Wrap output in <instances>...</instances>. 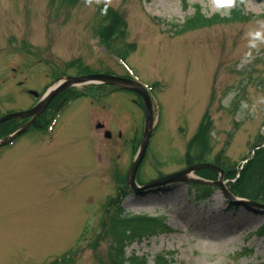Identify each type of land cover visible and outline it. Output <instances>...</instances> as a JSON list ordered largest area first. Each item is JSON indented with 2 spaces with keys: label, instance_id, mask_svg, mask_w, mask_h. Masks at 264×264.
<instances>
[{
  "label": "rangeland",
  "instance_id": "1",
  "mask_svg": "<svg viewBox=\"0 0 264 264\" xmlns=\"http://www.w3.org/2000/svg\"><path fill=\"white\" fill-rule=\"evenodd\" d=\"M63 1L0 0V81L13 77L11 69L16 76L3 99L17 92L18 108L27 107L30 96L16 83L24 80L41 95L59 69L75 75L64 68L71 62L127 77L111 49L158 102L143 181L185 169L201 126L211 133L210 160L223 168L244 163L264 124V19L177 34L154 19L182 24L196 5L207 17H225L232 4L186 0L185 10L181 0H79L72 7ZM245 8L264 15V0H248ZM108 13L126 38L113 47L119 35H100ZM85 95L62 110L53 131L28 133L1 150L0 264H111L113 231L136 216L159 217L165 228L135 238L124 259L151 262L165 253L172 264H264V235H256L263 209L228 206L218 191L198 201L181 182L129 191L124 180L143 131L139 100L129 92ZM56 107L50 103L44 114ZM227 222L238 223L232 233Z\"/></svg>",
  "mask_w": 264,
  "mask_h": 264
},
{
  "label": "trees",
  "instance_id": "2",
  "mask_svg": "<svg viewBox=\"0 0 264 264\" xmlns=\"http://www.w3.org/2000/svg\"><path fill=\"white\" fill-rule=\"evenodd\" d=\"M74 0H64V4L70 5ZM235 5V9L231 10L228 16L224 19L219 15H215L211 18H206L201 13V8L196 6L194 16L188 18L185 24L181 27L176 26L178 33H185L188 31H195L199 29L210 28L219 24H229V23H247L252 19V16H247L244 11V4L246 0H231ZM107 26L100 27V35L102 37H114L119 35L121 21H116L111 13L107 14ZM121 37V34L118 38ZM116 42V41H115ZM59 101L56 100L53 105H58ZM209 129V128H208ZM201 126L195 139L192 141L190 149L194 150L191 154L190 151L187 153L186 157L188 160L195 158V161H203L205 155L208 152L209 143V131ZM262 137L258 138V144L255 147H260L258 151L255 152L253 160L249 162L245 169H243L239 177L237 178V169L230 168L225 171L226 178L229 180H235V182H230L231 192L239 198L247 199L250 201H260L262 194H264V146L262 145ZM191 165L192 163H188ZM215 164V163H214ZM198 175L203 177L211 178L213 173L210 171H200ZM193 188L197 191L198 198L205 199L209 196L211 189L208 187H198ZM144 220L147 221L150 229L155 230L162 226V223L158 221H152L150 219H144L143 217H134L127 219V221H122L123 225L118 230V233L113 231L115 235V246L113 247L114 257L111 259V264H170L172 261L167 258L164 254L157 255L151 263L144 257L139 258L136 256H131L128 259L123 258L124 250L132 243L134 235L138 234L144 225ZM147 225H145L146 227ZM263 232V231H261Z\"/></svg>",
  "mask_w": 264,
  "mask_h": 264
},
{
  "label": "water",
  "instance_id": "3",
  "mask_svg": "<svg viewBox=\"0 0 264 264\" xmlns=\"http://www.w3.org/2000/svg\"><path fill=\"white\" fill-rule=\"evenodd\" d=\"M86 81H96V82H102V83H116V86H119V87H121L123 89L129 90V91H132V92H135V93L141 95V97L144 100L145 110H146L144 135H143V139H142V142H141V145H140L139 152H138V154H137V156H136V158H135V160L133 162V165H132V168H131V171H130V176H131V178H133V176H134L135 172L137 171V168H138V166H139V164H140V162H141V160H142V158H143V156H144V154L146 152V149H147V146H148V143H149V137H150V134H151L152 108H151V103H150L149 99L145 96V94L143 93L142 89L140 87H138L137 85L131 83V82L124 81V80H117V79L106 77V76H102V75L88 76V77L74 78V79H70L69 78V79H66L63 83H60L55 88H53L47 94V96L44 97V99L34 109H32L31 111L25 112V113H20V114L15 115V116L6 117V118L0 120V124L3 121H5V120L11 119V118H15V117L27 118V117H31V116H34V115H39L44 110V108L48 105V103L59 92H61L62 90H64L68 86H70L71 84L83 83V82H86ZM106 137H109V135L107 134ZM202 168L215 170L212 166L201 165V166L193 167V168L187 170L186 172H184L181 175H186L189 172H192V171L197 170V169H202ZM178 176H180V175H178ZM178 176H175V177L173 176V177H170L169 179L177 180L176 178ZM184 180H186V179H184ZM219 184L220 183H217V185H219ZM251 204L252 203H250V205ZM259 207L263 208L262 206H259Z\"/></svg>",
  "mask_w": 264,
  "mask_h": 264
},
{
  "label": "flooded vegetation",
  "instance_id": "4",
  "mask_svg": "<svg viewBox=\"0 0 264 264\" xmlns=\"http://www.w3.org/2000/svg\"><path fill=\"white\" fill-rule=\"evenodd\" d=\"M12 72H15V69H11ZM15 75H13L12 79H15ZM19 83H16L15 89H18ZM0 118L11 114V113H16L19 112L18 108V93H13L9 94L7 96V101L3 102V95L0 93ZM13 127L19 128V123L14 121L7 122L3 126L0 127V135H2L3 132H11L13 131ZM11 130V131H9Z\"/></svg>",
  "mask_w": 264,
  "mask_h": 264
},
{
  "label": "bare ground",
  "instance_id": "5",
  "mask_svg": "<svg viewBox=\"0 0 264 264\" xmlns=\"http://www.w3.org/2000/svg\"><path fill=\"white\" fill-rule=\"evenodd\" d=\"M149 202H150V201L147 200V201L145 202V205H146L147 203H149ZM174 219H175V218H174L173 216L170 218L171 221H173ZM179 220H180L181 224L185 222V220H183L182 218H180ZM174 221H175V220H174ZM237 225H238L237 222H236V223H230V222H227V223L225 224V228H226V229H231V230H229V233H232V232L234 231V229L237 227ZM232 229H233V231H232ZM227 235H228V236H231V234H227ZM228 240H230V239H228Z\"/></svg>",
  "mask_w": 264,
  "mask_h": 264
}]
</instances>
